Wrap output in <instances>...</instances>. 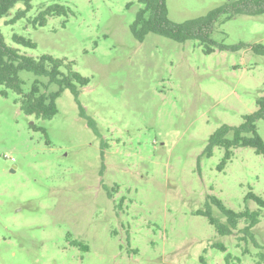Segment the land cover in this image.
Wrapping results in <instances>:
<instances>
[{
	"label": "rangeland",
	"instance_id": "obj_1",
	"mask_svg": "<svg viewBox=\"0 0 264 264\" xmlns=\"http://www.w3.org/2000/svg\"><path fill=\"white\" fill-rule=\"evenodd\" d=\"M228 1L166 5L180 23ZM52 3L69 12L28 23ZM21 7L0 19L5 43L66 58L89 82L77 97L64 89L50 119L24 114L0 85V264H264V208L252 236L244 218L219 234L196 213L208 203L226 223L208 196L234 212L259 209L250 191L264 200L263 155L236 147L221 169L223 149H206L216 128L239 125L264 94V56L248 46L264 44V13L218 21L215 42L246 45L205 53L198 40L134 38L138 0H32L26 17L7 23ZM13 33L36 46L14 43ZM19 76L24 91L36 78L41 91L56 89ZM256 124L264 139V119Z\"/></svg>",
	"mask_w": 264,
	"mask_h": 264
},
{
	"label": "trees",
	"instance_id": "obj_2",
	"mask_svg": "<svg viewBox=\"0 0 264 264\" xmlns=\"http://www.w3.org/2000/svg\"><path fill=\"white\" fill-rule=\"evenodd\" d=\"M17 2L22 3V7L15 10L13 17L7 23H14L16 20L26 17L27 12L32 7V0H0V19L6 15L11 7ZM141 7L137 10L135 19L131 24V32L137 40H142L148 33L165 36L177 42L186 40H198L204 47L205 53H211L214 49L242 48L244 43L239 42L234 45L217 43L211 38V32L218 21H227L235 15H259L264 13V0H233L214 7L205 15L187 19L180 23H175L168 17L166 0H138ZM69 9L60 3H52L40 9L34 17H29L28 23L33 27L46 24L48 17L55 15H67ZM11 39L14 43L24 47L34 48L35 43L28 37L13 33ZM250 48L259 55L264 56V44H251ZM28 71L36 77L46 78L49 83L55 84L56 89L51 91H41L40 81L36 78L28 91H24L19 72ZM89 79L81 75L73 67V63L66 58H57L49 54H41L38 57L20 53L19 49L5 43L0 30V85L3 96L7 95V90H11L18 95L19 109L26 115H33L40 119H50L57 112L56 99L64 89L70 90L74 97H77L79 89L87 85ZM257 108L246 115H243L239 125L221 124L208 137L207 155L213 153L215 147L223 149L219 167L222 169L233 155V148L248 146L258 154L264 156V139L257 131L256 122L264 119V94L256 100ZM80 108V106H79ZM83 115V111H80ZM88 126L93 127L92 122ZM211 203L226 217V223L215 218L209 204L206 203L204 210L196 213L208 218L219 234H230L235 228L238 219L248 220L245 231L252 236L251 228L258 222L259 210L264 208V200L253 192H248L246 198L254 200L258 205V210L234 212L227 208L221 200L215 196L207 197ZM76 242V241H75ZM82 245L79 242H76ZM214 246L225 250L220 244ZM83 247L87 248V246ZM226 261L230 254L226 255ZM203 256L200 260L203 262Z\"/></svg>",
	"mask_w": 264,
	"mask_h": 264
}]
</instances>
